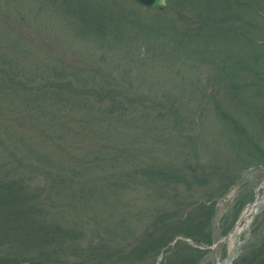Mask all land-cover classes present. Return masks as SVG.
I'll return each mask as SVG.
<instances>
[{"label":"rangeland","instance_id":"rangeland-1","mask_svg":"<svg viewBox=\"0 0 264 264\" xmlns=\"http://www.w3.org/2000/svg\"><path fill=\"white\" fill-rule=\"evenodd\" d=\"M257 1L204 0L207 23L224 20L240 32L247 24L264 45ZM194 3L170 0L151 11L131 0H0V176L40 194L45 217L77 235L75 253L62 247L59 264H132L125 253L144 244L154 220L171 222L166 215L185 213V203L216 196L239 170L251 167L217 202L216 241L262 195L264 168L251 166L258 159L218 112L237 118L264 149L263 58L245 60V44L217 43L212 31L188 37L204 19ZM104 84L102 101L94 90ZM152 167L206 175L207 184L168 186ZM252 224L240 253L247 259L263 244L264 210ZM227 248L219 244L199 264H218ZM169 249L134 264L191 253Z\"/></svg>","mask_w":264,"mask_h":264},{"label":"trees","instance_id":"trees-1","mask_svg":"<svg viewBox=\"0 0 264 264\" xmlns=\"http://www.w3.org/2000/svg\"><path fill=\"white\" fill-rule=\"evenodd\" d=\"M189 1L194 2L195 0ZM203 1L204 0H200L201 3H198L197 5L194 3V6L200 9V13L204 16V19L200 20L197 25L185 30L188 37L200 38L203 37V35H207L206 33L208 31H212V35L218 40L217 43L220 42V44H222L224 42L226 44L225 46H228L227 44L235 43L239 46L241 45V47L245 44V47L243 48V54H245V56H243L244 59H251V61L260 64L258 61H261L263 58L261 64L264 65V45L262 43L259 44L258 39L256 40V37H254L255 30L253 27H249L247 24L243 25L244 30L240 32V30L234 29L231 26L233 25L232 23L228 24L227 22H223L224 20L217 19H214L213 22H221L222 24L209 26V23L207 22L211 19V13L207 12L209 11L208 9H203L206 6ZM257 3L258 6L256 5L255 9H259L262 6L260 8L261 11L259 12L263 13L264 5H261L262 0H258ZM219 6L217 7L219 8ZM249 6L251 7V5ZM246 7L248 6L246 5ZM245 10L248 11L247 9ZM241 11H243L242 8ZM249 12L250 11H248V13ZM99 22H101V24H106V22L113 24L114 19L103 18ZM101 24L98 23V26H104ZM159 27L162 26L159 25ZM245 30L250 32V36L247 35V31ZM262 31L264 34V28ZM219 36L225 38L220 39ZM248 45L252 48L251 50H253V53L254 51L259 52L254 53V55L251 56L249 53L251 50H247ZM241 62H243V66L240 64V68L244 70L247 66L245 67L246 64L244 60ZM243 67L245 68L243 69ZM108 90L110 89H107L106 84L101 85L100 89L96 88L94 90V96L96 95L99 100L103 101L104 98L108 97ZM114 94L115 93L112 92L109 97L114 99ZM207 94V89H203L201 97L204 98ZM99 100L96 101L101 103L102 101ZM218 113L220 119L229 125L228 127H230L232 132L237 135V138L240 135V137L246 142L243 144L244 149L246 150L245 152H247L253 160L258 159V161L251 163V166H257L255 164L264 166L263 147L256 142V140L250 138L249 134L246 133L245 128H243L237 118H234L226 110H219ZM101 119L104 118L99 117V120ZM149 169L151 168H147V170L144 169L147 171L148 175L150 174L148 171ZM244 170L246 169L239 170V173L237 172L238 174H235L232 177L233 179L230 177L227 184L218 191L216 196H202L205 198V202H199L195 208L191 209L186 214H177L176 212L174 214L173 212H170L166 217H171V222H169V220L165 221L161 219L154 220L156 222L153 225L155 228L150 231L151 238H146L143 245L125 253L126 259L132 264L140 260H145L150 255L159 253L165 249L166 246L173 242L177 236L185 238L189 237L197 245L209 246L212 244L215 241L212 231V222L216 217V204L212 200L226 194L227 190L235 183ZM185 171H171L167 168L156 169L152 167L151 175L156 178V181H161L168 186L174 184L184 187L186 186L187 191L189 192L193 189L195 184L202 186L207 184V179H203L206 175H195V177L191 178L187 171ZM222 174H225V172ZM39 198L40 194L37 192L32 193L22 181H10L5 175L0 176V264H59L60 262H63V254H61L60 249L62 247L65 248L66 245H69V247L72 248L71 250H73L72 252L75 253V247H71L70 244L77 235H75L70 229L68 230L64 227L60 222L51 221L46 218L47 216L45 217V212L39 205ZM207 201L212 202L206 204ZM185 205H189V203H185L184 206ZM181 246H188L191 249V253L186 257L182 256L180 258H178L179 255L173 258L165 257L166 262L164 264H198L202 254L201 249L193 248L188 243H179V241L174 245V249L177 250V248ZM166 251L172 253V249L168 248ZM256 252L257 253L252 254V258L250 259H247L244 255L241 256V259L237 261L236 264H264V241L262 246L259 247ZM120 259H123V257ZM192 260L195 262L191 263L190 261Z\"/></svg>","mask_w":264,"mask_h":264},{"label":"water","instance_id":"water-1","mask_svg":"<svg viewBox=\"0 0 264 264\" xmlns=\"http://www.w3.org/2000/svg\"><path fill=\"white\" fill-rule=\"evenodd\" d=\"M136 2H138L140 5H143L144 7H149V8H152V9H156L158 7L162 8L164 6H166V1L167 0H135ZM264 208V196L262 197V199L257 202L256 204H254V210L252 211V214L250 215L249 219H248V222H247V231H248V234H247V237L242 240L240 243L237 244V247L234 248L232 250V252H230L229 255H227L224 259L223 262H231L235 256H237V254L239 253L240 249H241V245L246 242L250 235V227H251V222L253 221V219L260 213V211Z\"/></svg>","mask_w":264,"mask_h":264},{"label":"bare ground","instance_id":"bare-ground-1","mask_svg":"<svg viewBox=\"0 0 264 264\" xmlns=\"http://www.w3.org/2000/svg\"><path fill=\"white\" fill-rule=\"evenodd\" d=\"M250 209H246L245 211H244V219L246 220V219H248V216L250 215ZM242 231V228H238L237 230H235V232L232 234V235H230L229 236V240H228V246H229V249H233L235 246H234V243H235V241L234 240H236V236H237V234H240V232Z\"/></svg>","mask_w":264,"mask_h":264}]
</instances>
